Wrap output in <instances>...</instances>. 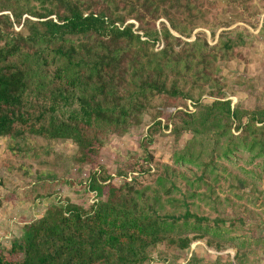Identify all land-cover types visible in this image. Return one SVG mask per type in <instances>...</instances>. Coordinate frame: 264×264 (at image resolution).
<instances>
[{"label":"trees","instance_id":"1","mask_svg":"<svg viewBox=\"0 0 264 264\" xmlns=\"http://www.w3.org/2000/svg\"><path fill=\"white\" fill-rule=\"evenodd\" d=\"M210 5L207 0H0V139L11 142L10 150L23 160L20 171L39 186L36 198L55 196L54 188L68 182L74 165L92 166L86 191L104 197L88 211L68 201L64 207L50 205L40 219L23 228L21 239L13 241L9 251H0V264H148L151 250L160 244L190 248L194 240H176L170 232L190 222L200 226L208 219L191 212L187 196L176 200L185 210L172 214L163 211L160 198H150L146 190L136 188L134 174L153 170L149 151L130 169L117 173L132 175L121 186L105 185L112 177L98 163L107 139L139 126L153 98L191 99L175 84L169 86L168 79L184 80L216 97L209 105L195 102L194 113L177 111L173 116L171 136L177 141L186 133L191 135L183 149L175 151L174 163L202 169V174L187 179L188 186L201 189L208 184L204 172L221 156L215 147L234 128L239 136L235 140L231 135L223 154L234 159L241 153L245 167L250 166L242 171L251 180L235 178L239 185L232 189L248 187L259 213L255 216L245 208L242 215L247 217L231 218L223 209L225 218L218 217L215 223L235 231L245 230L252 221L257 226L255 233H264V199L260 200L264 185L260 189L252 181L263 178L264 183V110L232 108L231 101L224 100L226 86L215 91L221 85L220 68L235 58L236 49L249 43L237 29L222 33L215 46L202 34L193 42L182 40L191 38ZM128 20L138 23L136 32ZM14 26H20V31L15 32ZM156 44L163 45L162 49L156 51ZM240 80L238 86L245 88L247 81ZM236 92L229 91L230 95ZM158 118L148 129L146 145L169 129L170 124H162ZM53 141H70L77 147L76 154L66 157L55 152ZM209 142L213 149L207 160ZM162 167L168 180L170 170H175ZM208 189L214 194L212 185ZM171 190L182 193L177 181L170 183L165 195ZM241 194L246 195L243 190ZM193 196L205 198L203 192L195 191ZM222 203L235 214L239 211L240 206L228 196L219 199V205ZM254 241L260 249L264 236H256ZM243 244L232 243L234 261L253 264L250 256L254 252ZM217 250L226 251L220 243ZM258 262L257 258L255 264Z\"/></svg>","mask_w":264,"mask_h":264},{"label":"rangeland","instance_id":"2","mask_svg":"<svg viewBox=\"0 0 264 264\" xmlns=\"http://www.w3.org/2000/svg\"><path fill=\"white\" fill-rule=\"evenodd\" d=\"M207 1L211 5L204 9V17L199 21L198 28L190 39L182 40L184 42H193L197 34H202L210 46H215L222 33L237 29L239 34L242 35L243 40L249 43V45L236 49L235 58L226 62L220 68L221 85L215 91L226 86L224 91L227 93H225L226 98L224 100H230L232 108H239L242 111H263L264 62L261 59L264 56L257 55L255 52L257 51V45L253 44L256 39L264 40V17L262 16V10H260L261 7H257L254 4L259 0H246L243 5H233L218 0ZM24 18H27V16L23 17V20ZM30 19L35 21V19ZM261 20H263L262 29L256 35L254 32ZM127 24H134L135 32L139 26L133 20H128ZM157 27L158 29L160 28L158 23ZM20 29V26L13 27L15 32H19ZM171 33L176 37L178 36L172 31ZM138 34L142 35L141 33ZM232 37H235V34ZM162 47L163 45L159 47V44H156L155 50L159 51ZM256 60L258 61L256 62ZM240 79L247 81L245 88L238 86V83H241ZM173 84L187 93L192 100L182 101L179 98L171 99L167 96H157L152 99L151 107L147 114L141 117L142 122L139 126L129 128L121 136H110L98 155L99 165L109 172L112 177L111 180L106 181L104 184L110 183L113 186H121L125 181L130 182L132 180L131 174L127 173L126 176H118L117 173L130 169L132 163L142 160L146 152L149 151L154 159V162L151 164L153 170L149 174H134L137 178L136 188L146 190L145 193L150 198H153L154 195L160 198L163 211H169L172 214L185 210L180 205V202L177 203L176 200H182L183 195L187 196L186 202L191 212L197 214L199 217H206L208 221H203L200 226H196L194 222H190L185 227L179 226L174 228L170 232L174 239L178 240L187 237L194 240L191 242L190 248L188 250H179L165 243L160 244L151 250L150 262L148 264H236L234 261L236 247L232 243L234 245L239 243L237 247H241V244L244 243V248L253 251L254 254L250 256V259L255 264L259 257V254L256 252L259 246L254 243L255 237L258 235V233H255V227L248 224L245 230L239 228L235 229V231L233 229L227 231L223 225L215 223V219L218 217L220 219L225 218L224 212L226 209L227 216L231 218L234 215L240 218L241 216L247 217L246 213L242 215L245 208L250 209L255 216L259 213L258 207L254 205L255 203H252L254 196L250 193V189H247L248 187H245V189H232L234 185H239V182L235 178L241 179L240 181L251 180L242 171L245 168H250V166L245 167L241 153L234 159L226 158L223 154L224 145L231 135H234L235 138L239 136L240 132H237L234 128L227 131L226 136L222 137L219 140V144L215 147L216 152L221 156H218L219 159H217L215 166L207 168L204 172L208 184L214 188V194L210 193L208 184L203 185L201 189L189 187L187 179L193 180L202 174V169L189 163L183 166L174 163L175 151L183 149L191 138V135L186 133L177 141L171 136L173 116L177 111L188 110L194 113L196 111L195 102L197 103L198 101L197 104L209 105L216 97L209 96V90H203V93L198 89L192 88L189 82L184 80L168 79V85L171 86ZM235 89L237 90L236 94L230 95L229 91L231 92ZM155 118H158L162 124L169 123V129H163L161 133L155 136L152 145H146L145 138ZM235 140L237 139L235 138ZM10 146L12 147V144L8 139H0V251H9L13 241L21 239L23 228L40 219L50 205L58 204L60 207H64L68 201L88 211L92 204L99 199H104V197L97 198L94 193L86 191L88 176L94 171L91 168L92 166L88 165L83 167L74 165L71 167L70 174L67 177L68 182L58 184L54 188L56 192L55 196L45 199L36 198L40 188L35 185L36 182L31 178L27 180L24 177L20 171V165L23 160L17 157V154H13ZM51 146L55 152L66 157H72L77 152V147L70 141H53L51 142ZM212 149V143H207L205 147V159L208 160ZM27 158L29 160V155ZM24 164L27 166L28 162ZM164 165H169L170 169L175 170L174 173L170 170V178L168 180L165 178V174H163L165 169L162 166ZM157 167L158 169L156 170ZM95 171H99V169H95ZM160 179L162 182H160ZM173 181H177V187L181 189L182 193H179L177 190H171V192L165 195L166 190L170 188V183ZM252 181L255 186L259 185L261 186L260 189H262L264 185L262 183L263 178L261 180L253 178ZM242 190L246 195L241 194ZM195 191L203 192L205 198L200 200L197 196L191 197ZM227 196L231 201L237 203V207L240 206L236 214L228 208H223L222 206L225 203L219 205V199L223 200ZM263 199L264 196L260 200ZM249 223L255 222L251 221ZM225 226H228V222L225 223ZM201 235V239L195 240L194 237ZM219 243L225 246L226 251L219 252L217 250Z\"/></svg>","mask_w":264,"mask_h":264},{"label":"crops","instance_id":"3","mask_svg":"<svg viewBox=\"0 0 264 264\" xmlns=\"http://www.w3.org/2000/svg\"><path fill=\"white\" fill-rule=\"evenodd\" d=\"M254 4H255L257 7H258V6L261 7L260 10H262V16L264 17V0L256 1ZM263 20H264V19H263ZM263 20L259 21V22H260V23H258L259 25L257 24V26H256L257 28H256V31L254 32L256 35H258L257 32L260 33V31H261V29H262V23H263ZM255 34H254V36H256ZM261 40H262V39H261ZM261 40L256 39L255 42H254L253 44L257 45V47H256V50H257V51H255V52L257 53V55H263V56H264V40H263V41H261ZM261 60L264 62V58H262ZM257 61H258V60H256V62H257ZM263 64H264V63H263ZM251 225L255 227V230H257V226H256L255 223H252ZM263 227H264V226H263ZM257 233H258L257 236H259V237H263V236H264V233H262V232H260V231H257ZM257 254H259V255H258V256H259V257H258V259H259L258 264H264V245H262V247H261L260 249H258Z\"/></svg>","mask_w":264,"mask_h":264}]
</instances>
